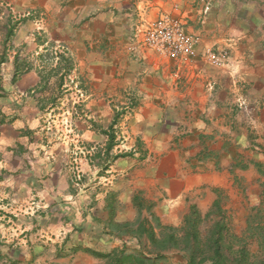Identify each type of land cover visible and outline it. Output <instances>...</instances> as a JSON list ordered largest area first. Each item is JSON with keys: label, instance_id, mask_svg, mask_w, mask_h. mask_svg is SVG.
Masks as SVG:
<instances>
[{"label": "crops", "instance_id": "1", "mask_svg": "<svg viewBox=\"0 0 264 264\" xmlns=\"http://www.w3.org/2000/svg\"><path fill=\"white\" fill-rule=\"evenodd\" d=\"M140 14L181 16L199 52L228 47L230 65L179 78L171 60L143 64L127 49ZM116 111L111 155H130L107 184L95 156ZM260 163L264 0H0V264H107L139 248L115 224L181 226L218 200L226 218L244 190L252 205Z\"/></svg>", "mask_w": 264, "mask_h": 264}, {"label": "trees", "instance_id": "2", "mask_svg": "<svg viewBox=\"0 0 264 264\" xmlns=\"http://www.w3.org/2000/svg\"><path fill=\"white\" fill-rule=\"evenodd\" d=\"M12 34L13 31H10L9 35ZM17 74L19 73L16 72L13 82L17 80ZM119 116V113L115 115L108 129L101 128V132L108 136V143L104 155L97 154L95 160L103 172L108 170L115 159L130 155H111L117 144L114 126ZM136 204L140 210L144 208L140 198ZM209 223L212 225L207 227ZM112 231L116 236H128L131 240H136L139 248L130 249L125 245L120 250H114L105 255L107 264H169L170 253L179 257L178 264H253L251 255L245 248L235 249L236 237L230 235L219 200L205 216L197 208H193L179 227L163 225L154 217L150 219L140 215L134 222L115 224ZM259 264H264V261Z\"/></svg>", "mask_w": 264, "mask_h": 264}, {"label": "built area", "instance_id": "3", "mask_svg": "<svg viewBox=\"0 0 264 264\" xmlns=\"http://www.w3.org/2000/svg\"><path fill=\"white\" fill-rule=\"evenodd\" d=\"M208 11L207 7L205 14ZM185 27V20L181 16L163 15L158 19H150L148 15L140 14L138 22L129 34L127 49L136 60L143 64L154 55L173 61L175 74L179 78H181L182 72L187 70L195 72L200 65L214 68L230 65V48L220 50L211 48L200 53L198 50L199 38L188 34ZM209 90H214V84L209 85ZM241 106L243 105L240 103ZM111 174L108 169L101 178L102 181L107 184L112 183ZM83 178L82 173L75 170L74 186L82 187Z\"/></svg>", "mask_w": 264, "mask_h": 264}, {"label": "rangeland", "instance_id": "4", "mask_svg": "<svg viewBox=\"0 0 264 264\" xmlns=\"http://www.w3.org/2000/svg\"><path fill=\"white\" fill-rule=\"evenodd\" d=\"M118 113L121 116L122 112L116 111V114ZM68 116L69 115H67V117ZM65 122H66L65 125H67L68 127L69 122L67 121ZM259 165H260L259 167H262V169L264 170V164L260 163ZM261 175L262 177H264V174ZM252 180H255V178L252 177ZM260 185H261V189L255 190L252 188V205H248V202L245 201L248 199V196L246 194V190H244V192L242 193L243 194L242 205L241 206L233 205L234 203H232L231 206H228L226 209V214H227L226 222L228 223L230 235L231 237L235 236L237 240V242L235 240V249L238 250L241 248H245V250L251 255L253 264H259L260 261H264V182ZM221 200H223V203H225V205L227 202L231 201L230 196L221 198ZM245 203H247V205ZM239 210L240 211L242 210L241 212L243 213L241 212L239 213ZM211 223H209L207 227H210L212 225ZM10 224L13 225V221L10 222ZM153 224L156 225V222L153 221ZM175 227H179V226H175ZM3 239H4L3 241L7 240V238H3ZM239 239L240 241L238 242ZM130 243L131 242H129V246L131 247L136 246V243L133 242L131 245ZM3 245H12V242H10L9 244L5 243ZM178 263H179V257L175 256L174 253H170L169 264H178Z\"/></svg>", "mask_w": 264, "mask_h": 264}]
</instances>
